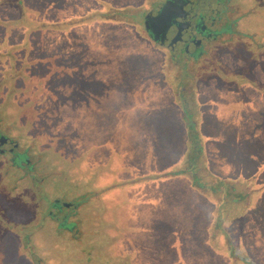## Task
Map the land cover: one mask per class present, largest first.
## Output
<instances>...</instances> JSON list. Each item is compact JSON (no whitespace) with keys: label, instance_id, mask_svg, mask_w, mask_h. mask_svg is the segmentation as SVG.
<instances>
[{"label":"rangeland","instance_id":"374dc122","mask_svg":"<svg viewBox=\"0 0 264 264\" xmlns=\"http://www.w3.org/2000/svg\"><path fill=\"white\" fill-rule=\"evenodd\" d=\"M156 2L0 0V139L30 164L0 160V264H264V0L196 69L141 38Z\"/></svg>","mask_w":264,"mask_h":264},{"label":"flooded vegetation","instance_id":"af4514ba","mask_svg":"<svg viewBox=\"0 0 264 264\" xmlns=\"http://www.w3.org/2000/svg\"><path fill=\"white\" fill-rule=\"evenodd\" d=\"M165 1L157 0L153 9L147 10L142 16V26L138 32L153 50L171 64L170 66L186 69H192V67L194 69L197 67L203 68L210 62L209 59L215 63V54L212 55L215 49L219 47L224 49L235 35V40H238L237 36L239 34L234 30L236 20L232 18V0H184L180 4L181 6L171 10L172 16H174V25L171 26L172 22H169L170 26L164 34L153 41L145 27L148 31H152L155 24L159 26L157 22H154L153 19L150 20V18L156 16ZM146 16H149V20L144 25ZM15 147V140H7L3 136L0 139V155H5L6 158L0 160L2 165L7 164L8 167L21 169L22 175L26 176L30 171L29 162L25 163L26 150L17 153ZM64 209L66 212L63 213ZM72 209L74 208L71 205L68 208H64L61 204L55 206V213L60 217L55 214L53 220L57 222L58 228L68 227L70 223L68 217H72L73 220L74 216V210L72 211ZM48 214L50 217L52 216V213L49 212ZM71 225L75 226L74 223H71Z\"/></svg>","mask_w":264,"mask_h":264},{"label":"water","instance_id":"95a60500","mask_svg":"<svg viewBox=\"0 0 264 264\" xmlns=\"http://www.w3.org/2000/svg\"><path fill=\"white\" fill-rule=\"evenodd\" d=\"M183 1L184 0H166L159 8L156 16L150 18V20L153 19L154 22H157L159 24V26L155 24L154 27L156 29L153 27L152 31H148L147 27H145V30L148 32L149 37L153 41H156L159 36H162L164 34L165 30L169 28L168 26H170L169 22H172L171 26L174 25V16H172L171 10L177 9L179 6H181L180 4ZM144 20H146L144 23V25H146L149 20V16H146Z\"/></svg>","mask_w":264,"mask_h":264},{"label":"trees","instance_id":"16d2710c","mask_svg":"<svg viewBox=\"0 0 264 264\" xmlns=\"http://www.w3.org/2000/svg\"><path fill=\"white\" fill-rule=\"evenodd\" d=\"M121 9H123V8H121ZM121 9H120V10H121ZM118 10H119V9H118ZM115 11H117V10H115ZM86 22H87V21H86ZM175 93H176L175 95L177 96V97H176V99H177V98H178V94H179V92H178V91H175ZM184 125H185V126H188V127H189V126L191 127V125H190L189 122H185ZM194 144H195V143L192 142V141H191V142H189V141L187 142L186 149H189V150H190V153H192V149H191V148H192V147H195L193 151H196V152H197V153H195V154L193 155L194 157H193V156L190 157V155H189V160H192V159H194V158L197 156V154H198V150H199V152L201 151V149H200L199 147H197V144H195V145H194ZM203 148H204V147H203ZM184 149H185V147H184ZM187 158H188V157H187ZM195 181L197 182V180H195ZM191 185H193V183H191ZM198 185H199V184H198ZM193 186H194V185H193ZM199 186H200V185H199ZM199 186H198V187H199ZM203 186H204V184H203ZM203 186H202V188H203ZM59 228H62L63 230H66V231L68 230V232L71 230L69 227H59ZM238 264H239V263H238Z\"/></svg>","mask_w":264,"mask_h":264}]
</instances>
